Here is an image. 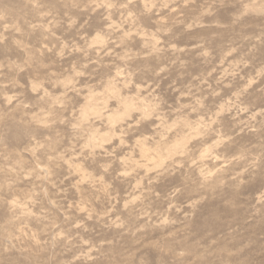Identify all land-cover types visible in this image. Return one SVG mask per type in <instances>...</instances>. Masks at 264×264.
Wrapping results in <instances>:
<instances>
[{"label":"rangeland","instance_id":"1","mask_svg":"<svg viewBox=\"0 0 264 264\" xmlns=\"http://www.w3.org/2000/svg\"><path fill=\"white\" fill-rule=\"evenodd\" d=\"M0 264H264V0H0Z\"/></svg>","mask_w":264,"mask_h":264}]
</instances>
